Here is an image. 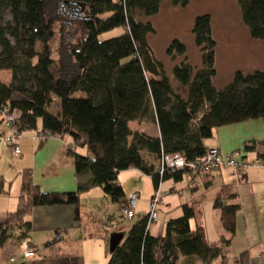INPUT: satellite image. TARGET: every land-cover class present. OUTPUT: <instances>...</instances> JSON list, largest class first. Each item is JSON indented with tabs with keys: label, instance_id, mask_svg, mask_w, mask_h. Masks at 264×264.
<instances>
[{
	"label": "trees",
	"instance_id": "obj_1",
	"mask_svg": "<svg viewBox=\"0 0 264 264\" xmlns=\"http://www.w3.org/2000/svg\"><path fill=\"white\" fill-rule=\"evenodd\" d=\"M163 1L0 0V73L11 74L9 85L0 83V105L19 112L21 133L68 136L89 153L81 156L69 151L75 176L85 178L74 193H42L33 186L30 171H23L17 208L0 223V250L13 231L18 240L28 239L31 224L25 218L34 207L73 205L74 221H78L79 194L91 188H101L114 204L124 200L119 173L136 170L149 177L155 193L161 183L181 182L189 173L183 170L161 176L162 155L180 154L187 161H196L203 157L204 142L216 128L257 119L264 124V70L236 71L222 88L214 86L216 42L209 15L197 16L191 29L201 53L200 67L188 63L185 45L173 39L166 55L173 61L182 60L167 73L147 41L154 33L152 24L137 19L157 15ZM169 1L181 8L190 2ZM236 2L250 38L264 40V0ZM80 4L87 12H82ZM67 20L79 23L83 35L56 61L48 43L54 35L53 25H64ZM115 29L122 33L99 40L100 35ZM76 94L84 97L75 98ZM53 97L60 103L57 114L48 111ZM132 122L157 125L159 137L132 132L128 126ZM255 145L245 144L243 150L253 151ZM262 151L260 160H264ZM236 198L231 189L222 188L214 200L221 228L228 234V238H220L218 246L207 242L201 226L190 227L194 209L184 204L181 216L166 222L162 236L149 232L157 220L149 223L148 214L139 217L123 241L108 252L107 264H178L180 260L182 264H211L224 260L223 250L235 236L239 211L238 205L227 202ZM124 207L125 203L123 211ZM30 249L34 250L27 246Z\"/></svg>",
	"mask_w": 264,
	"mask_h": 264
},
{
	"label": "crops",
	"instance_id": "obj_2",
	"mask_svg": "<svg viewBox=\"0 0 264 264\" xmlns=\"http://www.w3.org/2000/svg\"><path fill=\"white\" fill-rule=\"evenodd\" d=\"M132 123L137 125L132 127ZM132 123L128 124L132 132L150 137H159L157 125ZM9 134L10 131L0 123V137ZM26 134H28L25 136L26 139L22 138V141H26L25 144L22 143L23 150L19 147L20 154H15L20 160L25 161L24 164H20V169L16 170L15 159L12 160V167L16 172L14 181L0 170V215L3 217L14 212L17 208L21 175L24 170L30 171L33 186L45 194L74 193L77 190V185L85 181V178L79 180L75 176L74 159L69 151L87 156L89 153L86 147L75 145L68 136L33 140L32 137L35 132L28 131ZM251 143L256 144L255 150L244 151V145ZM263 145L264 124L260 119L222 126L213 130L212 138L204 142L205 148H216L222 155L234 154L247 167L243 172L235 169H220L200 180L188 173L189 175L185 174L183 176L181 182L174 183L172 180H168L161 183L158 190L162 196V204L157 220H159L160 214L165 219L156 228L158 235H152L149 229L150 234L152 236H162L166 222L181 216V208L184 204L180 202L176 195L180 196L182 190L189 189L193 192H200L202 187L204 189L201 193L202 197L208 194L209 191L215 190L216 198L222 188H229L236 194L237 198L227 202V204L239 206V211L236 214V233L230 242L229 249L233 245H238V248H240L238 252L242 249L245 250V264H264V167L251 165L252 162L258 159V153L263 152ZM18 176L20 177L18 182L19 193L15 198H12L10 194L12 187H15L13 182L17 180ZM185 177L191 178L190 183L184 184ZM117 181L123 188L124 200L119 204H114L103 194L101 188H91L87 192L79 194L78 221H74L76 207L73 205L32 208L25 218L31 224L28 239L20 241L17 238L18 235H16V239L11 244L13 248H22L19 254L23 257L21 264H107L109 252L107 243L110 236L124 239L131 227V224H126L127 219H125L122 209L126 198L135 191L124 189L120 175H118ZM6 184L8 186L7 190L5 188ZM137 194L139 197V193ZM214 200L209 201L212 208ZM137 217L138 215L127 221H134ZM216 217V222L221 228L219 212ZM191 223L192 221L190 227L194 229L195 227ZM196 225H198L197 220H195ZM221 230L223 231L222 228ZM216 234L217 240L213 243L209 242L212 246H218L221 237L228 238L227 233H225L227 235ZM6 246L0 250V264ZM27 246L34 248L38 254L37 258H35V253L30 258L23 256ZM41 247L44 249L38 252ZM9 260L10 262L14 261L12 257Z\"/></svg>",
	"mask_w": 264,
	"mask_h": 264
},
{
	"label": "rangeland",
	"instance_id": "obj_3",
	"mask_svg": "<svg viewBox=\"0 0 264 264\" xmlns=\"http://www.w3.org/2000/svg\"><path fill=\"white\" fill-rule=\"evenodd\" d=\"M84 12H87V9H85ZM205 14L210 16L212 37L216 42L214 65L216 74L213 78V84L216 88H222L226 85L236 71L246 73L264 69V40L257 41L250 38L247 28L242 23L240 10L236 0H190L185 8L173 6L169 0H164L157 15L150 18L137 17V19L143 22L149 21L152 24L154 33L147 37V41L154 56L157 60L163 63L165 70L169 75L172 67L182 60V58H180L173 61L166 55V49L173 39H177L185 45V57L187 58L188 63L194 68L200 67L201 53L194 45L191 29L194 19L197 16ZM4 17L7 19V16L4 15ZM53 33L54 35L49 41L48 46L52 58L56 61L63 52L68 50L65 49L66 47L69 48L70 46L77 45L83 35L79 23L73 24V22L71 23L68 20L64 25L61 22H56L53 25ZM121 33L122 29H115L100 35L99 40L104 41L119 36ZM63 47L65 51L62 50ZM10 78L11 74L9 71H2L0 73V83L9 85ZM173 86L175 89H178V86L175 84ZM74 97L83 98L84 95L76 94ZM59 109V99L53 97V102L48 108V111L51 114H57ZM136 125L137 124L132 123L131 126L133 127ZM27 135L26 132L23 133L22 138H25ZM22 138L18 142L21 150H23L22 143L24 142L23 144H25L26 142L25 140L22 141ZM237 159L239 160L238 157ZM12 160L15 162V167L17 166L16 170L20 169V164H24L25 162L24 160H20L17 155L10 151L5 143V137L1 136L0 170H2L9 179L14 181L16 172L12 167ZM119 175L124 189L134 190L135 192L133 193H139L136 207L138 217L134 221L126 220V224H131L132 226L139 217L148 213V202L152 197V194H154L153 185L150 178L142 175L136 170L121 172ZM19 178L20 177L18 176L17 180L13 182L15 187H12L10 194L12 198H15L19 193ZM190 180L191 178L185 177L184 184H187L188 182L190 183ZM197 184L200 185L199 182H197ZM5 188L7 190V184L5 185ZM201 190L202 191L199 190L200 192H193L189 189H184L180 196H178V194L176 196L180 199L182 204H189L193 207L195 219L191 220L192 226L195 227V220H197L198 225L205 231L207 242L213 243V241L217 240L216 233L219 235L227 234L221 230L219 224L216 222L218 212L210 207L209 204V201H213L215 198V190L209 191L204 197L201 195L204 190L202 187ZM5 217L6 216L3 217L0 215V223L5 220ZM163 219L165 218L160 214L159 220L151 224L150 231L152 235H158L156 228L161 225ZM111 236L107 243L109 253L113 252L123 240V238L118 239L117 237ZM15 239L16 231H13L12 238L9 240L3 251L1 264H21L23 261V257L19 256L22 248L17 249L11 246ZM43 249V247L39 248L38 252ZM238 249H240L238 248V245H233L230 249L229 247L228 249H224V261L218 259L212 264H245V250L242 249L240 252L244 253L241 254L238 252ZM232 253L234 254L232 255ZM11 257L14 259L13 262H10L9 260ZM37 257L38 254L35 252V258ZM181 262V260L178 261V264H182Z\"/></svg>",
	"mask_w": 264,
	"mask_h": 264
},
{
	"label": "built area",
	"instance_id": "obj_4",
	"mask_svg": "<svg viewBox=\"0 0 264 264\" xmlns=\"http://www.w3.org/2000/svg\"><path fill=\"white\" fill-rule=\"evenodd\" d=\"M19 112L10 109L9 105H0V123L6 127L10 134L5 136V143L13 154H20L18 146L19 140L23 133L18 129ZM50 136L46 132H35L32 137L33 140L46 139ZM252 166L264 167V160L257 159L251 164ZM247 165L239 161L237 156L222 155L218 149L210 147L207 148L203 157L196 161H187L180 154L162 155L159 164V174L162 176L165 172L176 173L178 171L187 170L195 178L201 179L220 169H235L243 172ZM161 193L156 191L148 202V222H154L158 219V213L161 205ZM139 197L137 193H132L126 198L123 215L126 219H133L136 216V207ZM33 249L27 250L24 253L25 258H30L34 255Z\"/></svg>",
	"mask_w": 264,
	"mask_h": 264
},
{
	"label": "water",
	"instance_id": "obj_5",
	"mask_svg": "<svg viewBox=\"0 0 264 264\" xmlns=\"http://www.w3.org/2000/svg\"><path fill=\"white\" fill-rule=\"evenodd\" d=\"M80 8L82 9V12H83V10H84V5L83 4H80Z\"/></svg>",
	"mask_w": 264,
	"mask_h": 264
}]
</instances>
